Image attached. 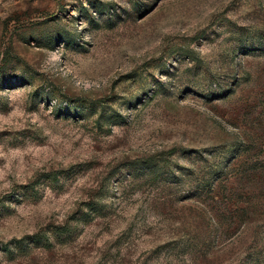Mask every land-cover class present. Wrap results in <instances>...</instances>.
<instances>
[{
    "label": "rangeland",
    "instance_id": "1",
    "mask_svg": "<svg viewBox=\"0 0 264 264\" xmlns=\"http://www.w3.org/2000/svg\"><path fill=\"white\" fill-rule=\"evenodd\" d=\"M0 264H264V0H0Z\"/></svg>",
    "mask_w": 264,
    "mask_h": 264
}]
</instances>
